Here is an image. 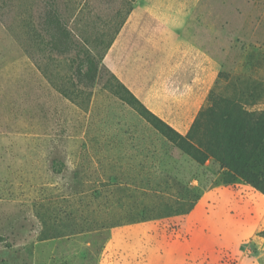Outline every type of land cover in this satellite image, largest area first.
<instances>
[{
    "label": "rangeland",
    "instance_id": "1",
    "mask_svg": "<svg viewBox=\"0 0 264 264\" xmlns=\"http://www.w3.org/2000/svg\"><path fill=\"white\" fill-rule=\"evenodd\" d=\"M51 8L68 54L40 30ZM118 30L156 58L177 52L159 44L169 31L193 42L208 93L190 94L184 66L100 65ZM85 54L92 86L76 75ZM122 73L173 128L200 109L264 111V0H0V264H98L112 233L143 218L175 264H264V194L238 181L181 208L197 182L178 181L215 179L219 163L198 167L114 94Z\"/></svg>",
    "mask_w": 264,
    "mask_h": 264
},
{
    "label": "trees",
    "instance_id": "2",
    "mask_svg": "<svg viewBox=\"0 0 264 264\" xmlns=\"http://www.w3.org/2000/svg\"><path fill=\"white\" fill-rule=\"evenodd\" d=\"M132 10V7L128 10L121 26L124 25ZM41 21L40 30L49 37L50 42L47 43L52 46V50L62 55L70 53L71 46L65 42L67 35L56 10L51 8L41 18ZM118 33L119 30L107 43L103 54L99 55L98 63L100 65ZM61 39L64 42L63 45L58 43ZM78 65L76 68L77 77L81 82L85 81V84L92 86L99 70L93 57L85 54L79 60ZM101 67L104 68V66ZM117 88L119 90H113L114 94L129 102L138 114L159 135L170 142L182 156L194 161L201 168L204 167L210 158L213 160V163H219L217 172L219 176L215 179L205 177V172L202 169L199 176L193 174L189 178V181H178V184L181 186L187 185L190 182H197V186L194 188L189 187L186 190V193L190 194L185 195L183 200L187 199L183 204L180 203L181 208L185 209V211L193 207L195 200L199 198L201 192L215 186L233 185L238 181L250 185L264 194V111L248 112L240 106L229 104L220 113L212 114L207 119L208 109H200L187 134L181 135L149 111L122 83L118 82ZM58 90L68 97L63 90L59 88ZM180 191H184V188H181ZM193 191H195L193 201L189 202L190 199L188 197L194 193ZM156 220L143 218L127 224Z\"/></svg>",
    "mask_w": 264,
    "mask_h": 264
},
{
    "label": "crops",
    "instance_id": "3",
    "mask_svg": "<svg viewBox=\"0 0 264 264\" xmlns=\"http://www.w3.org/2000/svg\"><path fill=\"white\" fill-rule=\"evenodd\" d=\"M179 38V35L174 32L165 33L162 37L163 41L159 44L168 50H177V52L169 53L168 57L156 58L144 56L143 53L138 54L133 49L131 50L130 44L121 37L120 33L105 54L104 65L110 66L114 72L113 66H184L186 78L189 81L190 94L203 96V93H208L209 88L208 55H201L200 49L195 47L193 42L186 41V38L182 42L179 41ZM120 79L121 83L143 105H146L147 100L144 99L143 93L139 89H134L132 81L124 74L120 76ZM197 100L201 102V100ZM147 109L157 116L151 108ZM195 117L196 115L192 117L190 124H180L178 127L172 128L181 135H185ZM155 223L158 222H140L116 229L104 243L99 254L98 264H175L170 258L169 251L160 253L159 241L152 235ZM176 259V264H180L184 258L180 255Z\"/></svg>",
    "mask_w": 264,
    "mask_h": 264
}]
</instances>
